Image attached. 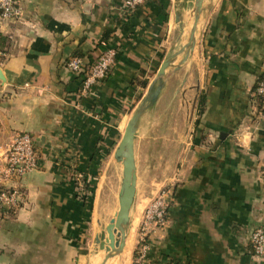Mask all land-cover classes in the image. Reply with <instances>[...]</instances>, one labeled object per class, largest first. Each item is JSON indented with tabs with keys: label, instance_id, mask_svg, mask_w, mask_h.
Instances as JSON below:
<instances>
[{
	"label": "crops",
	"instance_id": "obj_1",
	"mask_svg": "<svg viewBox=\"0 0 264 264\" xmlns=\"http://www.w3.org/2000/svg\"><path fill=\"white\" fill-rule=\"evenodd\" d=\"M122 1L18 0L22 18L0 25L10 40L0 54V160L20 132L33 135L40 153L18 181L20 207L0 205V264H103L94 180L167 58L160 94L176 84L175 94L191 95L192 114L178 118L176 133L157 128L147 139L159 157L176 148L172 134L178 139V183L148 264H264L250 242L264 228V109L255 93L264 75V0H204L183 63L197 0H147L127 16ZM108 49L117 51L114 65L84 92L86 75L66 62L80 55L92 63ZM143 207L130 213L135 229Z\"/></svg>",
	"mask_w": 264,
	"mask_h": 264
},
{
	"label": "rangeland",
	"instance_id": "obj_2",
	"mask_svg": "<svg viewBox=\"0 0 264 264\" xmlns=\"http://www.w3.org/2000/svg\"><path fill=\"white\" fill-rule=\"evenodd\" d=\"M181 50L182 52L179 56L183 57L186 48L183 47ZM180 59L181 61H179ZM180 59H178L177 62L183 63L182 58ZM175 62L176 61H172V63ZM170 70L171 69H169L167 76L162 75L161 77L158 75L156 69L151 73V79H154L151 88L152 90H155L159 84L164 86L165 83L168 82L166 78L171 75ZM168 86H170V84H168ZM175 87H177V85L173 84V86H170L169 90L166 89L163 94H159L158 99L153 104L154 106L141 116L137 124L135 136V159L138 180L137 194L131 208L132 219L137 217V209L142 205H144V207L136 229L133 220L128 225L126 239L131 247L130 257L127 264H148V253L150 251L151 241L154 239L155 233H157L161 226L156 224L155 221H152L153 219L147 218L146 215L148 214L149 209H152L154 204L165 200L164 191L169 192L173 185L178 183L177 136L172 134L173 136L170 137V141L173 145H176V148H167L166 156L159 157L157 151H155L158 147H156L157 144L149 142V140H153L154 136L158 135V132H154V130L157 131V128H165L164 131H167V135L170 133H176L178 130V118H191V95L188 96L186 93L175 94ZM147 96L148 93L145 94L141 100L137 101L136 105L123 120L119 139L111 149V154L109 153L110 157L104 159L100 174L97 176V179L94 180L96 183L94 185L95 187H92V190L95 192L96 188L97 201L98 204L100 203L98 217L105 220L103 221L104 232H102V234L105 233L108 235V233H106V227L112 219H116L120 207L119 198L123 179V163L120 159H117L115 151L124 133L125 124L128 123L134 112L141 105L143 99ZM147 139L149 140L147 141ZM75 178L82 180L83 177L77 176L76 174ZM168 198L166 199V202L169 207L170 204ZM155 210L156 208L152 209V214ZM107 235L106 239H108ZM145 246L148 247L146 250L144 249ZM107 247L111 248L109 244ZM106 250L107 254L104 253V256L109 253V250ZM144 251H147V256L143 260L141 256ZM150 264L158 263L152 261Z\"/></svg>",
	"mask_w": 264,
	"mask_h": 264
},
{
	"label": "built area",
	"instance_id": "obj_3",
	"mask_svg": "<svg viewBox=\"0 0 264 264\" xmlns=\"http://www.w3.org/2000/svg\"><path fill=\"white\" fill-rule=\"evenodd\" d=\"M147 0H123L121 4L122 13L127 16L133 14ZM23 11L18 0H0V25L7 21H18L22 18ZM3 55L5 52L0 51ZM117 51L108 49L104 51L97 60L87 63L84 57L73 56L66 62V67L75 73H84L83 91L87 92L93 83L104 79L115 63ZM256 95L262 101L264 109V75L260 79L256 87ZM2 159L0 160V205L9 209H17L20 207L25 193L19 185L18 181L22 180L29 172L36 169L40 161V153L35 144L34 137L29 132H20L9 139L3 148ZM7 182H14L11 187H6ZM167 191H164V201L154 204L156 208L152 214L149 209L147 218L153 219L156 224L163 226L167 220L166 202ZM253 255L255 257H264V228H256L250 237ZM148 247L145 246V250ZM144 251L141 258L147 256ZM158 264H178L176 260L170 259L161 261Z\"/></svg>",
	"mask_w": 264,
	"mask_h": 264
},
{
	"label": "water",
	"instance_id": "obj_4",
	"mask_svg": "<svg viewBox=\"0 0 264 264\" xmlns=\"http://www.w3.org/2000/svg\"><path fill=\"white\" fill-rule=\"evenodd\" d=\"M204 10V0L196 1L195 9V19L194 24L191 29L190 37L187 44L184 46L186 48L185 55L182 58V62L188 59V56L195 45V35L197 32V26L199 23L200 16ZM172 58H167L161 64L158 75L161 77L164 75L166 69L170 67ZM0 79H4L2 71L0 68ZM163 88L162 84H159L155 90L150 89L148 96L143 99L139 108L134 112L131 119L128 121L122 138L116 149V157L120 159L123 163V179L121 185L120 193V207L117 213L116 219H112L106 227L108 233L109 245L115 247L117 244L118 249L115 250L116 253L122 251L126 245L128 225L130 223V213L131 208L135 199L137 191V167L135 159V136L137 131V124L144 112L153 105ZM117 234V237H116ZM105 233L98 237L100 242V248H106ZM109 250V248L107 247ZM112 253H108L105 257L103 264L107 263V259L110 258Z\"/></svg>",
	"mask_w": 264,
	"mask_h": 264
},
{
	"label": "bare ground",
	"instance_id": "obj_5",
	"mask_svg": "<svg viewBox=\"0 0 264 264\" xmlns=\"http://www.w3.org/2000/svg\"><path fill=\"white\" fill-rule=\"evenodd\" d=\"M116 237H117V234H116ZM108 244H109V240L106 242V247L108 246ZM130 247L131 245L130 243H127V239H126V245L122 251L118 253L115 252V250L118 249L117 244H115V247L109 248V253H112V255L110 258L107 259V264H127L129 261V257H130ZM98 260L99 259L97 258V261Z\"/></svg>",
	"mask_w": 264,
	"mask_h": 264
},
{
	"label": "trees",
	"instance_id": "obj_6",
	"mask_svg": "<svg viewBox=\"0 0 264 264\" xmlns=\"http://www.w3.org/2000/svg\"><path fill=\"white\" fill-rule=\"evenodd\" d=\"M10 44L9 37L6 36L1 30H0V51L6 52L8 46ZM80 56V55H79ZM83 57V56H80ZM147 84V80H144L141 82V85L145 87Z\"/></svg>",
	"mask_w": 264,
	"mask_h": 264
}]
</instances>
